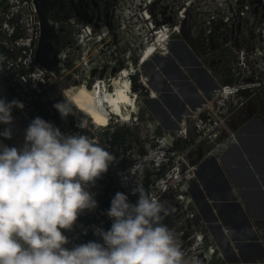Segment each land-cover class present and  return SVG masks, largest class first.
Instances as JSON below:
<instances>
[{"label":"rangeland","instance_id":"obj_1","mask_svg":"<svg viewBox=\"0 0 264 264\" xmlns=\"http://www.w3.org/2000/svg\"><path fill=\"white\" fill-rule=\"evenodd\" d=\"M33 3L36 11H33L34 21L31 26L37 36V45L41 42L46 44L54 60L59 58L60 61V57L65 59L63 66L56 68L57 77L51 87L60 102H65L62 89L79 85L81 82H85L87 88H91L98 80L105 81L109 87L107 82L110 79V72L116 74L122 71L128 62L136 67L130 75L134 77L136 84V90L131 88V92L136 93L138 97V109L131 120H118L116 130L121 140V148L131 141H134L138 148H142L147 145L142 140L148 144L153 141L149 138L151 134L156 136L165 132L168 135H175L179 110L183 106L170 103L164 98L161 90L160 96H157L153 87L147 84L144 67L141 64L154 55H163L152 49L150 53L147 52V43L154 44L158 50L159 47L163 48L165 55L169 39L185 42L209 70L212 79L202 81L197 69L196 71L190 69L189 62L184 66L180 64L181 61L177 59L178 54L174 50L172 56L179 62L186 77H191L194 73L191 80L195 82L196 88L203 90L204 93L201 94L204 97L211 81L217 83L226 77L234 81L236 78L253 81L254 85L251 87L253 95L249 103L256 108V115L264 117V0H29L31 8H34ZM84 26H88L91 32L85 33L81 39L77 38L76 35ZM101 27L103 37L97 40L96 36ZM62 49L63 53L56 56ZM144 53L147 55L146 59H143ZM67 54L68 57H65ZM150 62L154 64V59H150ZM165 67L160 66L159 73ZM154 76L153 83L156 86L164 84L163 81H159L156 74ZM144 82L148 90L142 85ZM172 87L179 91V86L172 84ZM110 88L112 87L107 89H113ZM184 91L192 92L191 89ZM149 92L152 93L150 97L156 99H149ZM180 94L184 96L185 93ZM188 95L185 103L190 110L197 105L201 96L195 97V94L190 96L189 93ZM157 99L165 111L168 109L167 112L174 113L172 116L175 120L172 121L171 117L167 118L162 114L158 117L155 115L154 103ZM117 147L119 148V145ZM170 181L172 187L175 180ZM183 187L185 189V185ZM178 192L179 189L168 194L169 211L179 206L176 197ZM187 199L190 200V197ZM175 211L177 213L168 216V224L177 231L179 225L176 221L180 220L182 215L178 208ZM189 212L188 209L187 213ZM185 216L183 213V217ZM181 227L182 224L180 229ZM203 227H198L197 231L203 232L205 230ZM262 227L259 231L260 236L264 238V226ZM174 235L179 236L177 233ZM250 242L256 241L249 239L248 242L241 243L249 253L247 259L240 258L236 263L231 261V264H264L262 251L255 244L250 245ZM205 244L207 241L204 236L201 244L197 242V245H194L190 255L198 253L200 245ZM210 246L217 247L216 251L221 252L218 246L214 244ZM232 247L237 252L241 249L237 245ZM216 251H213L209 262L196 257L186 264H215ZM253 256L257 261L251 260ZM221 263L225 262H216Z\"/></svg>","mask_w":264,"mask_h":264},{"label":"clouds","instance_id":"obj_2","mask_svg":"<svg viewBox=\"0 0 264 264\" xmlns=\"http://www.w3.org/2000/svg\"><path fill=\"white\" fill-rule=\"evenodd\" d=\"M65 97L54 105L62 117L71 110L68 102L74 104ZM13 107L24 105L0 98V123H12ZM0 136L10 139L11 129ZM24 141L22 148L0 144V264H183L174 234L160 222L168 209L139 185L132 189L135 203L123 192L112 198L110 229H95L103 243L65 247L62 230L98 206L87 188L115 157L87 136L65 135L39 116Z\"/></svg>","mask_w":264,"mask_h":264},{"label":"built area","instance_id":"obj_3","mask_svg":"<svg viewBox=\"0 0 264 264\" xmlns=\"http://www.w3.org/2000/svg\"><path fill=\"white\" fill-rule=\"evenodd\" d=\"M33 11H36V7L34 5V8H31L29 0H0V97L4 89L10 88L13 91L15 100L24 105L22 109L14 107L13 111L22 119L26 127L37 116L45 120L39 107L40 104L46 107L50 116L60 114L54 105L61 102L51 87L57 77L55 75L56 68L65 63L63 57H60L61 60L59 61V58L54 60L50 56L54 63L45 60L47 59L45 56H42L43 60L41 61L36 57L38 41L31 26L34 21ZM89 32H91L90 28L84 26L76 36L89 34ZM99 33L96 36L97 40L102 39L103 28H100ZM45 48H42L43 53L41 55L46 54ZM64 49L59 51L58 55H61ZM54 52L57 53L55 49ZM58 55L56 54V56ZM229 79L228 82L224 79L218 80L217 86L208 97H205L204 102L182 115L175 135L161 132L156 136L151 134L149 137L162 149L148 151L150 153L148 160L152 162L154 167L160 163H166L168 166L166 175L157 183L168 194L177 186L179 187V192L176 194L179 204L178 211L182 216L183 213L184 216L186 215L176 221L179 225L177 231L168 224V216L177 213L176 207L174 210L169 211L168 209L166 215L162 213L160 222L166 225L173 234L179 235L178 237L174 235V237L180 250L184 242L193 240L190 247L186 249L188 255L193 251L197 242L201 244L205 236L207 244L200 245L199 252L193 253L192 258L198 257L200 260L204 259L208 262L211 261V255L214 251L213 247L210 246L212 239L207 232L197 231L198 227H202V220L198 219L197 209L191 197L188 196L186 188L189 181L194 177V171L200 161L218 157L229 147L238 144L237 131L239 126L247 116L253 115L247 113L246 108L253 95L251 87L254 82L248 81L246 78H236L235 81ZM95 84L97 81L92 86ZM61 91L63 93L64 90ZM64 118L63 133L65 135L80 134L87 136L115 157L109 164L107 172L96 179L93 188L89 191L93 194L98 206L93 210L85 209L79 214L80 220L76 226L62 230L68 238L65 247L71 248L73 245L86 243L90 240L103 243L102 238L95 234V229H110L112 220L106 212L110 208L114 195L117 192H123L128 195L130 202L135 203L137 200V198L131 199L133 186L128 181L127 170H119L117 167L123 158L113 154L110 144L104 141V138L111 139L114 126L118 124V120L121 118L109 113L107 124L99 125L77 109H71ZM80 123L82 124L81 127L79 126ZM142 142L148 147L145 140ZM165 147H169V152H165ZM171 179L175 180L173 188L170 186ZM151 197L158 200L156 195ZM188 197L190 200L187 199ZM188 209L189 214L187 213ZM180 224H182L181 229Z\"/></svg>","mask_w":264,"mask_h":264},{"label":"crops","instance_id":"obj_4","mask_svg":"<svg viewBox=\"0 0 264 264\" xmlns=\"http://www.w3.org/2000/svg\"><path fill=\"white\" fill-rule=\"evenodd\" d=\"M201 90L197 87L194 94L200 93L203 96L201 93L204 92ZM0 98L12 101L15 100V95L7 88ZM185 102L186 97L181 96L175 98L174 105H183ZM185 105L188 107L187 103ZM39 107L45 120L63 133L65 118L60 114L50 116L44 105L40 104ZM13 108L12 123H0V132L10 128L11 138L0 136V144L22 148L27 127ZM167 111L163 114L172 120L174 113ZM256 112L250 115L253 118L247 116L246 119L249 120L239 126L238 144L229 147L218 157L198 163L186 192L193 200L198 219L202 220V227L211 236L212 242L217 245L218 240L223 239L236 246L251 239L256 242L249 244H255L264 252V238L259 231L264 226V117L256 115ZM92 188L93 184H90L87 190ZM79 220L80 216L72 227ZM233 252L238 253L236 250Z\"/></svg>","mask_w":264,"mask_h":264},{"label":"flooded vegetation","instance_id":"obj_5","mask_svg":"<svg viewBox=\"0 0 264 264\" xmlns=\"http://www.w3.org/2000/svg\"><path fill=\"white\" fill-rule=\"evenodd\" d=\"M107 32H109L107 30ZM162 81L164 84L160 85L161 93L164 95V98L167 99L170 103H173L175 101V98H179L182 96L180 92H185L184 90L191 89L192 94H194V91L197 90V88L194 85V81L192 82V77L194 76V73H192V76L186 77V73L183 71L181 66H177L176 68L174 66H166L162 72L160 73ZM184 76V78H183ZM173 85L179 86V91H175L172 87ZM191 96V95H190ZM154 109L159 114L164 115L165 109L161 107L160 101L157 99L154 103ZM247 113H255L256 108L250 104H248L246 108ZM117 125L114 126V132L113 137L111 139L104 138V141L110 144V146L113 149V154H117L123 158V161L117 165L119 170L125 169L128 172V181H130V184L133 186V188L137 187L138 185L143 187V189L150 195H156L158 198V201L164 204V206L169 209L168 203H167V197L169 196L166 191H163V189L159 186L157 182H160L164 176L167 173L168 166L166 163H160L158 166L154 167L152 162L148 160V151L158 150L162 149L156 142H151L147 146H143L142 148H138L136 146L134 141H131L127 146H123L121 148V140L118 135ZM119 145V148L117 147ZM157 183V184H156ZM173 188V186H172ZM179 187L177 186L172 191H177ZM121 191V190H120ZM138 198V193L133 194L131 193V199ZM178 208V206H176ZM181 215V214H180ZM183 217V216H182ZM181 217V218H182ZM205 232V230H204ZM219 244H215L214 242H210L211 245L218 246V248L221 250V252H217L216 248H213V250L216 251L215 253V260L225 262L221 264H231V261H234L235 263L240 260L247 259L249 253L246 250V248L243 247V245L236 244L241 249L238 250V253H234L232 249V245H230L228 242H225L223 239L218 240ZM192 244V240H189L187 242H184L181 248V252L183 251V264L188 263L189 261L193 260L192 255H188L187 248L190 247ZM206 245V244H205ZM220 246V247H219ZM246 254V255H244ZM198 256V254H196ZM200 259V258H199ZM203 261V259H202ZM213 261V260H212ZM215 262V264H216ZM213 263V262H212Z\"/></svg>","mask_w":264,"mask_h":264},{"label":"bare ground","instance_id":"obj_6","mask_svg":"<svg viewBox=\"0 0 264 264\" xmlns=\"http://www.w3.org/2000/svg\"><path fill=\"white\" fill-rule=\"evenodd\" d=\"M82 37L83 35L78 36L77 38L81 39ZM159 48L160 49L158 50V47H156L154 44L153 45L152 44L149 45L148 43L146 44L147 52L150 53L152 50H155L157 53L164 55V49L163 48L161 49V47ZM146 53H144L143 59L144 58L146 59L147 57ZM65 57H68V54ZM86 59L87 56L84 57V61H86ZM135 68L136 67L132 63L129 64L128 62V64L122 71L118 70L120 72L117 71L118 73L116 74L110 72L111 74L110 79L107 83L109 87L113 88L112 90L107 89L109 87H107L105 81L98 79H97L98 83L92 86L91 88H87L85 82H81L79 85L76 86L75 85L69 86L64 89V98H65L64 101L66 102L65 96L70 97L71 101H74V104L68 102L70 109L79 110L80 112L88 115L90 118H92L93 122L99 125L107 124L109 113L120 116L121 120L123 121L131 120L133 114H136L138 109V103H137L138 97L136 93L131 92L130 81L128 77L132 71L136 70ZM148 69L152 70L151 68ZM156 75L158 76V79L161 82L162 81L161 75L159 73ZM145 78H146L145 80L147 81L148 76L146 74H145ZM145 82L142 83V85L146 86ZM184 93H185L184 97L189 98L188 93L192 95L191 92L188 91ZM198 94L200 95V93ZM198 94H195V97L199 96ZM173 120H175V117H172V121Z\"/></svg>","mask_w":264,"mask_h":264},{"label":"water","instance_id":"obj_7","mask_svg":"<svg viewBox=\"0 0 264 264\" xmlns=\"http://www.w3.org/2000/svg\"><path fill=\"white\" fill-rule=\"evenodd\" d=\"M43 47H46L44 49V51L46 52V54L41 55V53H43L41 51ZM166 47H167V53H165V55H161V56L154 55V56L151 57V59H154V64H152L150 62V60H147V61H145L142 64V66L144 67V72L148 76L147 84L151 85L154 88V91L156 92L157 96H160V94H161L160 93L161 88H160V86H156L155 83H153V81L155 79V76L154 75L159 73V69L158 68L160 66L161 67L174 66L176 68L177 66H181V65L184 66L185 63L189 62V64H190L189 66H191L190 69L192 71L193 70L196 71V69H197V71L199 72V75H200V79L202 81H207L210 78L212 79L209 70L205 67V65H203L201 63L200 59L192 52L191 48L185 42L178 41V40L172 41V40L169 39V42L167 43V46ZM173 50L175 51V53L178 54V56H176V57H177V59H179L181 61V63H180L181 65L174 58V56H172V51ZM50 51L48 50L47 45L46 44L44 45V43L41 42V44L38 45L36 57L38 59H40V61H41V60H43L42 58L45 56L47 58L45 60L52 61V63H54V61L50 57L51 56ZM52 58H53V56H52ZM162 65H165V66H162ZM148 68H151L152 70H149ZM216 86H217V83H215L214 81H211V84L208 87L209 89H207L206 97L210 95V93L214 90V88ZM146 89H147V87H146ZM150 94H152V93L149 92V95ZM148 98L151 99V100L152 99H156V97H150V96H148ZM204 100H205V97L204 96H201L198 99L197 105H195V107L198 106V105H200L202 102H204ZM195 107H192V109H194ZM188 111L189 110L186 107V105L184 106V104H183V106L179 110V115H178L179 116V121H180L182 115H184ZM154 113H155V115H157V117L159 116V113L157 111H155V109H154ZM253 117L254 116H250V118H253ZM247 120H249V118L248 119H245L243 121V123H245ZM262 255L264 256V252H263ZM251 260L253 262L257 261L256 258H255V256L251 257Z\"/></svg>","mask_w":264,"mask_h":264},{"label":"trees","instance_id":"obj_8","mask_svg":"<svg viewBox=\"0 0 264 264\" xmlns=\"http://www.w3.org/2000/svg\"><path fill=\"white\" fill-rule=\"evenodd\" d=\"M217 25V24H216ZM220 25H222V22H220ZM217 27H218V25H217ZM130 79H131V87H132V89L133 90H136V84H135V80H134V77L133 76H131L130 77ZM224 81H230V79L229 78H224ZM142 89H140V91H141ZM190 91V90H189ZM203 95V94H202Z\"/></svg>","mask_w":264,"mask_h":264}]
</instances>
